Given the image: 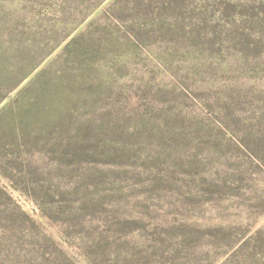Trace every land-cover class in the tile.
I'll return each mask as SVG.
<instances>
[{"label":"rangeland","instance_id":"1","mask_svg":"<svg viewBox=\"0 0 264 264\" xmlns=\"http://www.w3.org/2000/svg\"><path fill=\"white\" fill-rule=\"evenodd\" d=\"M217 1L0 0V264H264V0Z\"/></svg>","mask_w":264,"mask_h":264},{"label":"trees","instance_id":"2","mask_svg":"<svg viewBox=\"0 0 264 264\" xmlns=\"http://www.w3.org/2000/svg\"><path fill=\"white\" fill-rule=\"evenodd\" d=\"M217 1V0H216ZM226 2L225 3H228L227 5H229V7H236L235 5L233 6L232 4H233V2L231 1H229V0H225ZM218 2V4H219V6H221L220 5V2L219 1H217ZM143 3V2H142ZM193 5V4H192ZM249 7H250V10H252V11H254V10H258L260 13H262V12H264V3L263 4H260V5H256L255 3H253L252 1L250 2V5H248ZM255 15V14H254Z\"/></svg>","mask_w":264,"mask_h":264}]
</instances>
